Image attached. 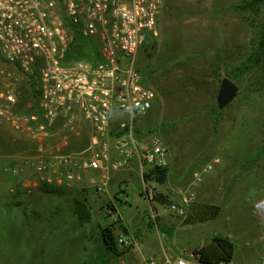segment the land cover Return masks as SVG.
<instances>
[{"label":"rangeland","instance_id":"374dc122","mask_svg":"<svg viewBox=\"0 0 264 264\" xmlns=\"http://www.w3.org/2000/svg\"><path fill=\"white\" fill-rule=\"evenodd\" d=\"M248 1L161 0L158 35L148 37L137 52L136 66L156 93L138 133L145 143L157 133L167 146V181L145 185L135 162L138 173L127 179L123 195L120 187L126 186L117 181L98 194L97 181L85 174L62 195H52L44 188L28 192L11 174L5 181V209L0 202V264H127L134 254L144 258L143 264L162 257L190 260L216 236L235 243L234 264H264V210L258 208L264 201V57L253 68L247 65L259 42L264 9L238 8ZM91 47L82 46V56L75 48L73 56L85 57ZM224 77L238 80L239 92L218 110ZM15 90L21 111L30 103V84L22 82ZM57 131V139L51 138L56 142L48 143L53 154H66L55 145L73 135L66 128ZM16 134L0 119V177L2 170L16 168V161L8 167L3 159L4 153H20L24 141H14ZM32 153L23 166L34 172ZM193 203L221 206V213L204 223L162 213L169 205L187 210ZM154 219L158 226L150 225ZM113 224L115 255L100 235ZM119 235L136 243L135 250L117 244Z\"/></svg>","mask_w":264,"mask_h":264},{"label":"built area","instance_id":"2783aa9c","mask_svg":"<svg viewBox=\"0 0 264 264\" xmlns=\"http://www.w3.org/2000/svg\"><path fill=\"white\" fill-rule=\"evenodd\" d=\"M161 6V0H0V119L43 145L30 163L33 179L23 187L28 192L70 188L84 173L102 172L101 193L109 169L136 162L142 176L145 167L168 166L169 151L161 137L154 133L145 143L137 133L156 93L138 71L136 55L148 37L158 35ZM84 42L91 50L85 57L73 56ZM22 82L37 97L17 111L15 87ZM88 125L85 149L51 153L48 141L57 139L59 128L74 137ZM167 212L186 217L185 208L176 205L166 206L162 213ZM116 241L123 248L137 246L122 235ZM144 264L158 263L151 258ZM164 264L201 263L193 255L190 260L165 257Z\"/></svg>","mask_w":264,"mask_h":264},{"label":"trees","instance_id":"16d2710c","mask_svg":"<svg viewBox=\"0 0 264 264\" xmlns=\"http://www.w3.org/2000/svg\"><path fill=\"white\" fill-rule=\"evenodd\" d=\"M256 7H262L264 9V0H249L244 5L238 6L239 9H243V10L244 9L251 10ZM84 43H85L83 45L84 47L88 46L87 42ZM75 53L81 54V56L84 55L82 46L76 47ZM263 57H264V21L262 23V27L259 32V42L257 44V47L254 49L253 53L247 59V65L250 68H253L259 64V61H261ZM148 58H150V56ZM138 71L141 72L139 69ZM144 77L146 82L151 86L148 78L146 76ZM232 81L238 84L237 82L238 80L232 79ZM30 89H31L30 90L31 95L29 102H32L37 97V93L33 90V88ZM34 109L35 107L33 106L32 110L34 111ZM168 174H169L168 166L162 169H157V168L149 169V171L142 173V181L145 185L151 182H155L158 185H163L167 181ZM43 191L48 194L56 193L49 188H44ZM145 191L147 192V189ZM154 197H155L154 201L166 204V202L162 201L161 196L159 197L154 196ZM220 213H221V206L193 203L186 210V218L187 221L190 222L193 221V222L204 223V222L216 220L217 217L220 215ZM156 221L157 219L151 220L150 225L158 226ZM114 232H115V224H113L112 226L102 228L100 230L101 239L106 250L112 252L115 255L117 254V252L115 247ZM127 249L129 250V248H126V250ZM235 249H236V245L230 238L224 236H216L207 245L203 246L199 250L194 251V255L198 257L199 262L201 264H216L221 261H232L234 257ZM124 253H127V251H124ZM0 260H1V247H0Z\"/></svg>","mask_w":264,"mask_h":264},{"label":"crops","instance_id":"0c3cea01","mask_svg":"<svg viewBox=\"0 0 264 264\" xmlns=\"http://www.w3.org/2000/svg\"><path fill=\"white\" fill-rule=\"evenodd\" d=\"M142 121L143 120L141 119L137 123V131L138 132H139L140 129L143 130L142 129V127H143ZM90 132H91L90 125L84 126L83 131H81L76 136H74L72 139H70L71 141H68L67 143H58V141H57V144L55 145L56 151L61 150L62 152L63 151L66 152V154L67 153H78V152L82 151L83 149H85L89 145ZM21 135L22 134H20V133L16 134V135H14V138H13L14 141H16V140H20L22 142L24 141L21 145H19L20 147L22 146V149L20 150V153H18V154L14 153L13 155L11 153H4L3 154L4 161H6L7 163L9 162L8 163V167L11 165L10 162L16 161V163L14 165L16 168L13 169V170L11 168H9L7 170H5V169L2 170L3 171L2 173H4L0 177V202L2 204L4 203L3 200H9L8 189H7L6 185H5L6 184L5 181L8 180L9 175L13 174V176H15L12 179L14 182L16 180H18L23 185H26L28 183V178L32 177L33 172H32V170L29 167L25 168L23 166V164H25L24 161L26 160L24 157H25V155L29 154L30 151H32L35 154L34 156H37L38 153L43 148V145H41L38 142L32 140L29 136L23 134L24 135V138H23ZM51 142L55 143L56 140H51ZM63 145H67L66 148H63L62 147ZM25 146H27V148H25ZM36 146H37V148H36ZM51 153H52V151H51ZM1 158H2V156H0V160H1ZM111 159L113 161L116 160V156L114 155V153H112ZM214 163H216L215 160H214ZM0 171H1V169H0ZM137 173H138L137 165L134 162L129 167L124 168V169H119V170H111V169H109V170H107L106 171L105 186H104V188H103L101 193L97 192V188L100 187V184L102 183V172H90V173H84V174L88 175L90 177L91 181L92 180H96L97 181L98 185L96 187V192L98 194L104 193L111 182L117 181L119 185L123 184V186H126V189L120 187V193H121V195H123L124 193H126L125 191L127 190V186H128L127 179L128 178H134ZM84 174L82 175V179L85 176ZM82 179H81V181H82ZM77 183H75V184H77ZM86 185L87 184L83 183L81 189L85 190L87 188ZM72 187H70V188H72ZM70 188H67V187L52 188V190L54 192H56L55 194H52V195H58V194L62 195V193L64 191H67ZM44 193L48 194L46 192H44ZM6 204H7V202L5 201V203L3 204L4 205V209L6 208ZM0 211L2 212L1 209H0ZM0 236H1V232H0ZM130 257H131V259H129V260L125 259L124 262L127 263V264H143L144 258L141 259L137 254H134L133 256H130ZM164 258L162 257V259H159L157 261V263L158 264H164ZM233 262H234V260H233Z\"/></svg>","mask_w":264,"mask_h":264},{"label":"water","instance_id":"95a60500","mask_svg":"<svg viewBox=\"0 0 264 264\" xmlns=\"http://www.w3.org/2000/svg\"><path fill=\"white\" fill-rule=\"evenodd\" d=\"M239 92V86L231 79L224 77L221 79L218 94L216 96V104L218 110H222L230 105Z\"/></svg>","mask_w":264,"mask_h":264},{"label":"bare ground","instance_id":"6f19581e","mask_svg":"<svg viewBox=\"0 0 264 264\" xmlns=\"http://www.w3.org/2000/svg\"><path fill=\"white\" fill-rule=\"evenodd\" d=\"M258 208H260L261 210H264V203L260 204Z\"/></svg>","mask_w":264,"mask_h":264}]
</instances>
